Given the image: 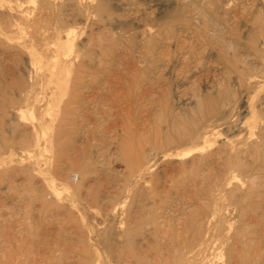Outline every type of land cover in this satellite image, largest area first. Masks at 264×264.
<instances>
[{"label": "rangeland", "instance_id": "1", "mask_svg": "<svg viewBox=\"0 0 264 264\" xmlns=\"http://www.w3.org/2000/svg\"><path fill=\"white\" fill-rule=\"evenodd\" d=\"M31 1L0 0V264H264V0Z\"/></svg>", "mask_w": 264, "mask_h": 264}, {"label": "bare ground", "instance_id": "2", "mask_svg": "<svg viewBox=\"0 0 264 264\" xmlns=\"http://www.w3.org/2000/svg\"><path fill=\"white\" fill-rule=\"evenodd\" d=\"M29 2H32V1L29 0ZM71 34H72V31L69 30V31L67 32V38H68V40H70V36H71ZM242 126H244V125L242 124L241 127H242Z\"/></svg>", "mask_w": 264, "mask_h": 264}]
</instances>
